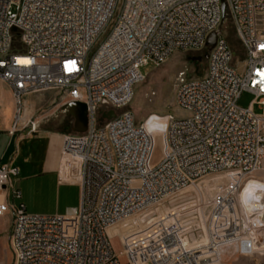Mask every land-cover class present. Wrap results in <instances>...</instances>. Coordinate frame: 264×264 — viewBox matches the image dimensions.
<instances>
[{
    "label": "built area",
    "instance_id": "1",
    "mask_svg": "<svg viewBox=\"0 0 264 264\" xmlns=\"http://www.w3.org/2000/svg\"><path fill=\"white\" fill-rule=\"evenodd\" d=\"M223 1L244 48L243 72L220 30ZM213 32L205 76L176 90V105L189 116L166 115L160 145L123 110L141 69L207 48ZM0 78L14 95L12 135L21 122L38 127L23 107L27 95L53 91L57 103L85 104L88 117L86 132L64 135L60 156L81 188L74 213L30 215L23 203L12 205L10 188L22 197L11 181L20 169L0 163V221L13 214L11 264H227L222 250L231 246L264 255V188L252 209L240 201L264 161V0H0ZM246 90L256 98L244 109L237 101ZM112 110L116 116L102 121ZM215 177L210 242L203 243L195 235L198 207L162 213L160 206ZM134 216L142 228L125 239L110 234Z\"/></svg>",
    "mask_w": 264,
    "mask_h": 264
},
{
    "label": "rangeland",
    "instance_id": "2",
    "mask_svg": "<svg viewBox=\"0 0 264 264\" xmlns=\"http://www.w3.org/2000/svg\"><path fill=\"white\" fill-rule=\"evenodd\" d=\"M122 1L123 0H119V6L122 4ZM220 30L229 40L235 52L234 65L238 68L239 72H243L245 67L243 62L244 48L242 47L236 26L232 18L229 16V13L225 21L222 23ZM97 47L98 44L94 47L92 53L96 51ZM209 51L210 49L208 47L201 51H177L161 64L154 65L153 63H150L149 65L142 67L141 71L144 74V78L135 85L133 98L123 110L131 111L134 114L136 121L140 124L146 123L154 116L163 118V121H154L156 124L166 122L165 116L168 114H173L177 118L189 116L187 111L177 107L176 90L183 81L199 79L205 76L208 65L206 55L209 54ZM3 86L10 88L0 78V129L5 128L2 127V121L7 118L9 121V127L7 128H9L10 133L13 127V119L11 118L15 112V100L14 95L11 96L12 103L4 96ZM50 93L55 92L50 91ZM39 98L40 94L24 96L22 99L23 107L32 108L33 106L37 107V105H44V101H39L38 104L37 100ZM255 98V94L246 90L239 97L237 105L241 108L247 109ZM45 107L46 106L44 105L42 108ZM42 110L38 111V114L42 113ZM253 110L257 114L262 112L258 104L253 107ZM59 113L64 114L61 111ZM65 115L66 114H64V116ZM101 119L102 121L107 120L103 115H101ZM74 120L75 119H72L67 115L65 121L66 125L64 127L67 133H74ZM55 121L58 123L60 120L55 118ZM6 133H8V131ZM156 136L158 143L162 145V135ZM25 149L26 146H21L20 153L15 157V164L19 166L20 174L18 177H13L11 179L14 189L20 191L22 197L21 199L15 200L13 197V188H10L9 202L16 206L23 203L27 214L30 215H65L68 213L69 207L75 206L79 209L81 191L72 186H65L59 190L52 178L42 174L40 168L35 169L34 166L26 164ZM2 153L3 150L0 152V155H2ZM9 156L10 152L6 155L3 162H7ZM160 157L161 149L157 148L155 150L153 161H159ZM69 170L70 169L67 166L64 167L63 176L66 177V182H72L73 180V178L68 175ZM209 179L210 178L204 179L203 182L196 187L198 188L200 185H203V183L207 182ZM213 179L217 184L220 181L219 177ZM250 181L264 183V161L262 168L250 178L249 182ZM196 194L198 196H196ZM200 196L201 195L196 188L193 187L191 189L190 187L181 196V198H183L182 200H170L162 204L160 208L166 206L169 209H173L180 208L182 205L193 206V208L198 207L196 211L198 217L197 222H199V225L202 227L199 229L200 232L195 233V235L198 236L205 233L203 239L206 241L210 237L209 218L212 212V204L210 200ZM201 206L206 213L203 218L199 211ZM12 225L13 214L8 212L0 221V264H11L13 260L11 245ZM112 244L116 252L122 250L119 238H114ZM222 258L227 264H264V255H240L238 252L236 253V249L233 246L222 250ZM121 261L125 262L124 257H121Z\"/></svg>",
    "mask_w": 264,
    "mask_h": 264
},
{
    "label": "crops",
    "instance_id": "3",
    "mask_svg": "<svg viewBox=\"0 0 264 264\" xmlns=\"http://www.w3.org/2000/svg\"><path fill=\"white\" fill-rule=\"evenodd\" d=\"M3 87L4 96L12 103L11 96L13 95V92L11 88H8L7 86ZM57 100V93L45 92L40 94V98L37 100L38 104L39 101H44L45 108H42L44 105H37V107L33 106L32 108L28 107L30 109V113L27 114L28 118L36 117L38 121V127L36 130H31L29 127H26V122H21L17 127V132L12 135L9 133V128H7L9 127L8 119L5 118V120L2 121V127L5 128L0 129V152L3 150L2 155H0V163L15 164V157L20 153L21 146H26V164L34 166L35 169L40 168L42 174L52 178L59 190L65 186H72L81 191L80 184L77 181L66 182L63 176L60 156L64 135L70 134L67 133L64 128L66 125L65 121L67 115L72 119H74V116L65 109L67 104L64 101L57 103ZM40 110H42V113L38 114V111ZM60 111L66 115L64 116V114H60ZM14 114L15 112L11 119H14ZM55 118H58L60 121L57 123ZM7 131L8 133H6ZM9 152L10 156L8 161L3 162ZM216 185L217 183H215L212 178L198 188H194L198 190L201 195L200 197H205L211 201ZM68 209V213L65 215H70L77 210L75 206L69 207ZM170 211L171 210L166 206L161 208L162 213H168ZM199 211L203 218L206 213L202 206L199 208ZM142 227L143 225L139 216H134L132 219L118 225L113 230V235L118 234L125 239L130 232ZM204 235L205 233L199 238L201 239L200 241L203 243L210 242V237L206 241L203 239Z\"/></svg>",
    "mask_w": 264,
    "mask_h": 264
},
{
    "label": "water",
    "instance_id": "4",
    "mask_svg": "<svg viewBox=\"0 0 264 264\" xmlns=\"http://www.w3.org/2000/svg\"><path fill=\"white\" fill-rule=\"evenodd\" d=\"M222 11H223V22L225 21L228 10L225 1L222 2ZM218 34L213 32L207 40V47L209 49L213 48L216 44ZM206 58H209V54L206 55ZM65 109L69 111L74 116V133H84L88 129V117H87V108L85 104L80 102H71L66 105ZM116 116L115 111H110L107 115H104V118L112 119Z\"/></svg>",
    "mask_w": 264,
    "mask_h": 264
},
{
    "label": "bare ground",
    "instance_id": "5",
    "mask_svg": "<svg viewBox=\"0 0 264 264\" xmlns=\"http://www.w3.org/2000/svg\"><path fill=\"white\" fill-rule=\"evenodd\" d=\"M133 98V97H132ZM30 113V109L27 107L26 108V114ZM154 124H156V122H153ZM145 124V123H144ZM206 183V182H205ZM204 184V183H203ZM198 186V185H197ZM193 187L196 186H192L191 189ZM258 187L260 188H264V183L262 182H258V181H250L242 190V192L240 193V201L241 203H243L248 209H252L255 206V198L259 196L258 194ZM186 190L183 192L185 193ZM188 192V191H187ZM196 196H198L196 194ZM172 204V203H171ZM175 204V203H174ZM133 217H131L130 219H132ZM129 220V219H128ZM127 221V220H126ZM125 222V221H124ZM123 223V222H121ZM121 223L116 224L115 226L111 227L109 229V232L111 235H113V230L120 225ZM259 255H261V253H258Z\"/></svg>",
    "mask_w": 264,
    "mask_h": 264
},
{
    "label": "clouds",
    "instance_id": "6",
    "mask_svg": "<svg viewBox=\"0 0 264 264\" xmlns=\"http://www.w3.org/2000/svg\"><path fill=\"white\" fill-rule=\"evenodd\" d=\"M154 121H163V118L153 117L151 120L147 121L144 125L145 130L150 135H164L167 132L168 124L167 122H161L158 124H154Z\"/></svg>",
    "mask_w": 264,
    "mask_h": 264
},
{
    "label": "flooded vegetation",
    "instance_id": "7",
    "mask_svg": "<svg viewBox=\"0 0 264 264\" xmlns=\"http://www.w3.org/2000/svg\"><path fill=\"white\" fill-rule=\"evenodd\" d=\"M208 59V58H207Z\"/></svg>",
    "mask_w": 264,
    "mask_h": 264
}]
</instances>
